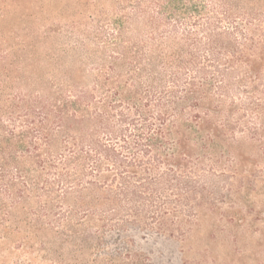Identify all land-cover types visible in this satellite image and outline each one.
<instances>
[{
  "label": "rangeland",
  "instance_id": "rangeland-1",
  "mask_svg": "<svg viewBox=\"0 0 264 264\" xmlns=\"http://www.w3.org/2000/svg\"><path fill=\"white\" fill-rule=\"evenodd\" d=\"M0 71L4 112H36L58 86L143 88L150 73L197 92L179 107L175 174L136 163L126 182L76 179L59 143L47 166L11 162L0 264H264V0H0Z\"/></svg>",
  "mask_w": 264,
  "mask_h": 264
},
{
  "label": "trees",
  "instance_id": "trees-1",
  "mask_svg": "<svg viewBox=\"0 0 264 264\" xmlns=\"http://www.w3.org/2000/svg\"><path fill=\"white\" fill-rule=\"evenodd\" d=\"M149 76L151 81L143 88L118 80L96 82L87 88L73 84L66 89L58 86L53 94L43 96L42 92L37 99L40 107L36 112L25 102H22L24 107L11 104L4 112L8 103L5 102L3 108L0 107V117H5L7 123L0 118V133L8 128L5 137L17 138V141L14 144L5 141L6 147L5 142H0V181L7 180L11 162L47 166L54 144L61 147V153L54 159L65 168L73 169L76 179L89 175L90 169L91 175L102 180L121 177L126 182L124 173L138 175L136 163L145 165L148 173H158L163 167L170 173H177L187 156L184 148L188 138L180 130L179 107L197 92L194 84H188L189 88L178 97V76L170 78L174 88H168L166 82L158 88L153 83L155 74ZM163 81L159 79V83ZM4 87L0 82V89ZM194 99L200 101L199 97ZM21 111L23 124L18 130L14 115L19 113L21 118ZM172 136L176 137L175 141ZM19 149H23L22 161H17L20 158L16 153L12 154ZM144 156L150 163L145 162ZM113 168L118 173H112ZM15 186L12 182L6 188L18 193Z\"/></svg>",
  "mask_w": 264,
  "mask_h": 264
}]
</instances>
